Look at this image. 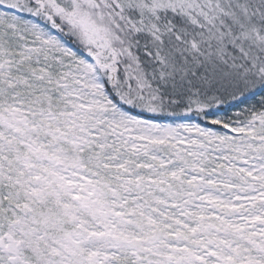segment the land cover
Returning <instances> with one entry per match:
<instances>
[{
  "label": "snow or ice",
  "instance_id": "snow-or-ice-1",
  "mask_svg": "<svg viewBox=\"0 0 264 264\" xmlns=\"http://www.w3.org/2000/svg\"><path fill=\"white\" fill-rule=\"evenodd\" d=\"M0 264H264V0H0Z\"/></svg>",
  "mask_w": 264,
  "mask_h": 264
}]
</instances>
